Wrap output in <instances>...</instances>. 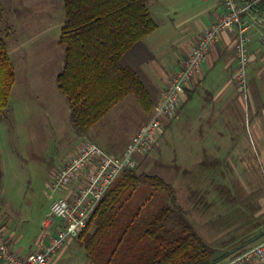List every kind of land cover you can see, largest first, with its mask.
I'll use <instances>...</instances> for the list:
<instances>
[{
	"label": "rangeland",
	"instance_id": "obj_1",
	"mask_svg": "<svg viewBox=\"0 0 264 264\" xmlns=\"http://www.w3.org/2000/svg\"><path fill=\"white\" fill-rule=\"evenodd\" d=\"M0 12L3 16L0 33L5 38L14 74L9 100L0 116V230L3 226H25L36 231L50 201L61 195L47 187L54 171L86 140L111 154L120 153L130 137L148 121L153 106L160 101L155 81L144 66L153 64L157 75L161 71L169 73L173 66L172 58L179 57L192 34L188 32L171 37L166 23L157 18L158 29L135 44L122 58L123 64L134 68L144 82L154 102L152 108L145 111L129 93L81 134L71 123L67 101L55 80L62 68L64 55L58 43L64 21L63 0H0ZM185 113L186 108L179 114L173 128H177L175 131L191 147L187 150L194 156L202 149L205 162L215 163V169L208 167V179H219L218 183L231 195L236 190L240 192L241 181L237 172L241 176L245 172L237 160V150L232 142H239L240 151L251 164L252 158L248 157L251 151L247 146L251 132L245 109L241 106L239 116L233 121L230 118L229 131L224 135L226 139H222L216 130L206 133L204 149L202 144L199 148L200 144L195 140L198 133L190 132L193 121L198 124L202 117L192 116L190 122H186ZM196 113L195 109L192 110L193 115ZM163 135L150 152L138 156L133 170L156 174L168 182L176 203L199 233L205 226L201 220L215 210V198L211 194L215 185L200 180V172L192 177L188 166L178 164L173 159L176 147L172 145L176 135L172 130L165 139ZM166 200L164 192L139 184L136 191L127 197L124 209L128 211L146 206L154 209ZM229 200L226 196L225 204ZM78 236L75 237L77 242ZM209 241L214 248L218 246L214 236ZM89 262L92 264L90 259Z\"/></svg>",
	"mask_w": 264,
	"mask_h": 264
},
{
	"label": "trees",
	"instance_id": "obj_2",
	"mask_svg": "<svg viewBox=\"0 0 264 264\" xmlns=\"http://www.w3.org/2000/svg\"><path fill=\"white\" fill-rule=\"evenodd\" d=\"M252 7L264 11V0H256ZM63 10L58 38L63 64L55 80L74 129L83 134L129 93L149 111L154 102L148 89L137 71L122 62L157 26L145 0H63ZM13 82L0 33V116ZM139 184L164 192L166 202L154 209L126 211L127 197ZM78 244L92 264H216L226 256L202 239L176 203L168 182L133 169L123 170L105 191Z\"/></svg>",
	"mask_w": 264,
	"mask_h": 264
},
{
	"label": "crops",
	"instance_id": "obj_3",
	"mask_svg": "<svg viewBox=\"0 0 264 264\" xmlns=\"http://www.w3.org/2000/svg\"><path fill=\"white\" fill-rule=\"evenodd\" d=\"M145 3L155 22L159 18L166 23L169 36L173 37L176 34L183 36L188 32L192 34L179 57L172 58L173 66L169 73L161 71V74L157 75L153 71V64L149 63L144 66L149 76H152L150 78L155 81V87L160 93L158 100H160L168 77L180 67L190 46L198 40L204 29L221 16L224 7L221 0H145ZM259 14L264 16V11ZM156 24L157 26L152 32L158 29L159 25L157 22ZM261 31L264 32V25H255L249 29L246 99L244 100L237 92L234 79L237 64L233 51V39L236 35V27H234L232 30L224 31L209 50L206 60L201 64L199 73L185 89L181 105L172 117L163 120L159 137L160 139L164 134L163 139H165L172 130L176 135L172 142V145L176 147L173 159L178 164L182 163L188 166L192 177L196 172H200V180L204 179V181L213 182L215 185L214 193L211 194L215 198L216 207L214 211H211V215L201 220L205 226L202 227L199 234L207 243H210V237L214 236L218 244L216 248L219 249L216 251L218 253L226 252V256L216 264L225 261L238 251L240 246L252 245L264 237L262 234L264 232V42L259 39ZM169 51L170 48L167 49L168 56ZM169 58L171 61V57ZM241 106L249 118L251 140L247 146L251 151L248 153V157L251 156L252 163L250 164V161L245 159V154L240 151L241 146L237 144L239 142L233 141L232 146L237 150V160L242 164L245 173L241 176L237 172L241 181L239 188L241 191L236 192V190L231 195L218 183L219 179H208V167L215 166V163L205 162V153L202 149L194 153L193 156L191 151L187 150L191 147L184 143L182 136L178 131H175L177 128L173 127L179 114L184 113L185 108L187 111L184 117L186 122H190L192 116H198V118L201 116V122L197 121L198 124L193 121V129L190 132L198 133L195 140L197 139L200 144L199 148L202 144L204 149V138L208 132L216 130L222 139L227 138L224 135L229 131L230 118L233 121L234 117L239 116ZM194 109L197 112L195 115L192 114ZM160 145L162 146V142ZM61 165L54 171L52 177ZM186 180L187 178L184 179V181ZM51 192H60L59 196L66 193L64 190L58 189ZM226 196L230 198V202L227 204L224 202ZM48 212L49 205L36 231L28 230L25 226L2 227L1 230L13 251L19 255H25L34 250L41 235H43V242H48L50 237L55 234L59 223L58 220L52 218L47 224H44ZM47 264H90V262L84 249L73 237L65 241ZM244 264H264V261L254 260Z\"/></svg>",
	"mask_w": 264,
	"mask_h": 264
},
{
	"label": "built area",
	"instance_id": "obj_4",
	"mask_svg": "<svg viewBox=\"0 0 264 264\" xmlns=\"http://www.w3.org/2000/svg\"><path fill=\"white\" fill-rule=\"evenodd\" d=\"M221 2L223 13L190 46L180 67L168 77L162 97L153 106L150 118L131 136L123 150L118 154H111L86 140L63 161L47 185L50 191L58 189L66 192L49 203L44 224L55 217L59 219V223L48 242L44 243L41 235L34 250L19 255L13 251L7 237L0 230L1 264H47L67 239L78 236L89 225L105 191L123 170L136 166L138 156L153 149L159 140L163 120L175 114L184 99L185 89L199 73L209 50L224 31L234 27L236 35L233 39V51L237 62L234 79L237 92L246 99L249 29L255 25L263 26L264 16L253 10L256 0ZM259 39L264 42L263 31L260 32ZM254 260L264 261V237L259 242L234 252L219 264H244Z\"/></svg>",
	"mask_w": 264,
	"mask_h": 264
},
{
	"label": "water",
	"instance_id": "obj_5",
	"mask_svg": "<svg viewBox=\"0 0 264 264\" xmlns=\"http://www.w3.org/2000/svg\"><path fill=\"white\" fill-rule=\"evenodd\" d=\"M262 234H264V232Z\"/></svg>",
	"mask_w": 264,
	"mask_h": 264
}]
</instances>
